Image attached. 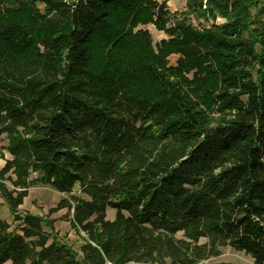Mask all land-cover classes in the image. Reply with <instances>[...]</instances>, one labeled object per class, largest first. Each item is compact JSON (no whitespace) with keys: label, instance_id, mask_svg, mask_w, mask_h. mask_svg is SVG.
Masks as SVG:
<instances>
[{"label":"trees","instance_id":"1","mask_svg":"<svg viewBox=\"0 0 264 264\" xmlns=\"http://www.w3.org/2000/svg\"><path fill=\"white\" fill-rule=\"evenodd\" d=\"M2 137L0 264H264V0H0Z\"/></svg>","mask_w":264,"mask_h":264},{"label":"rangeland","instance_id":"2","mask_svg":"<svg viewBox=\"0 0 264 264\" xmlns=\"http://www.w3.org/2000/svg\"><path fill=\"white\" fill-rule=\"evenodd\" d=\"M158 3H165L167 8L171 12L183 11L185 9L186 0H155ZM152 36L153 42L156 44L161 39L165 38L164 34L157 32L153 26L145 27ZM175 58L170 59V63H174ZM3 146H5V141L3 137L0 139V168L4 164V160L1 159L3 155L4 159H9V155L2 151ZM79 188H75L73 194L77 195ZM63 194H59L49 187L37 185L28 191V197L24 200L23 204L19 207L21 213L27 212L33 215L40 216L42 218H47L48 220H55L54 222V235L58 241L67 243L75 251L78 250L81 242L78 235L71 229L69 223L63 219L66 214V210H60L57 213L49 216L48 212L50 209L56 207L57 203L65 198ZM115 212L108 209L106 213V219L112 220L114 218ZM0 219L11 224L14 228L13 218L10 215L4 201L0 198ZM251 260L245 257L243 254L232 251L226 248L222 251V254L217 258L209 259L203 264H250Z\"/></svg>","mask_w":264,"mask_h":264}]
</instances>
